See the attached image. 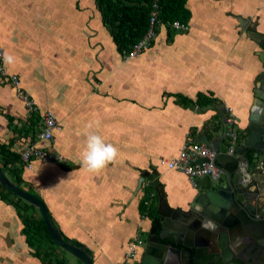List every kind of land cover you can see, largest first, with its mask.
Here are the masks:
<instances>
[{
    "label": "crops",
    "instance_id": "obj_1",
    "mask_svg": "<svg viewBox=\"0 0 264 264\" xmlns=\"http://www.w3.org/2000/svg\"><path fill=\"white\" fill-rule=\"evenodd\" d=\"M184 7L185 32L172 30L166 40L159 25L147 48L123 58L94 0H0L2 69L18 80L14 86L0 79V143L18 154L34 142L59 155V161L16 163L20 188L42 200L56 228L89 250L92 264H117L124 243L147 232L151 219L137 205L151 180L137 187L141 171L156 173L171 208L187 210L196 194L184 174L158 159L175 156L183 142H200L203 133L214 141L208 128L216 130L219 118L214 108L176 104L173 94L194 100L200 92L222 103L234 116L238 143L250 114L263 112L255 94L264 62L250 34H264V0H185ZM4 53L15 62L5 65ZM18 88L38 116L47 110L57 120L50 143L35 139L39 119L30 128ZM94 120L101 123L92 131L114 144L118 156L92 173L82 168L80 153L85 126ZM21 226L14 207L0 199V264H40ZM63 252L56 254L67 264H81Z\"/></svg>",
    "mask_w": 264,
    "mask_h": 264
},
{
    "label": "water",
    "instance_id": "obj_2",
    "mask_svg": "<svg viewBox=\"0 0 264 264\" xmlns=\"http://www.w3.org/2000/svg\"><path fill=\"white\" fill-rule=\"evenodd\" d=\"M250 37L264 62V34L252 31ZM261 83L255 96L264 105V71ZM211 108L217 110L220 125L208 128L214 141L205 133L199 141L212 152L210 162L217 173L194 179L196 194L187 210L167 205L154 171L140 172L137 187L150 179L157 207L138 264H264V107L260 118L256 111L250 114L232 153L226 151L224 105L210 103L197 111ZM0 185L37 209L60 249L81 264H92L90 254L61 237L42 200L15 186L1 169Z\"/></svg>",
    "mask_w": 264,
    "mask_h": 264
},
{
    "label": "trees",
    "instance_id": "obj_3",
    "mask_svg": "<svg viewBox=\"0 0 264 264\" xmlns=\"http://www.w3.org/2000/svg\"><path fill=\"white\" fill-rule=\"evenodd\" d=\"M185 0H159V19L166 29V40L170 39L169 23L172 20L181 22L187 21L189 17L188 10L184 7ZM96 9L100 13L101 22L107 27L109 35L118 53L121 55L130 50L131 46L141 38L147 27L149 0H94ZM151 44V43H150ZM149 44V45H150ZM174 102L182 107L190 104L204 106L214 103L215 98L203 93H196L195 99L181 95L173 94ZM8 122L11 116L5 115ZM28 121L30 128L32 124L38 121L39 116L35 110L28 112ZM18 166V154L10 151L6 144L0 143V169L9 175V180L20 188V177ZM21 189V188H20ZM143 195L138 202V212L142 217L152 219L154 214V195L151 183L142 186ZM30 193V192H29ZM32 194V193H31ZM8 195H13L9 198ZM0 199L10 203L21 221L20 232L24 236V241L30 248V254L36 257L40 264H67L64 258L58 256L56 251L63 253L48 236L44 222L37 209L26 201L12 194L0 185ZM146 202V203H145ZM59 231V230H58ZM64 240L83 248L88 254L89 250L81 243L69 239L59 231Z\"/></svg>",
    "mask_w": 264,
    "mask_h": 264
},
{
    "label": "built area",
    "instance_id": "obj_4",
    "mask_svg": "<svg viewBox=\"0 0 264 264\" xmlns=\"http://www.w3.org/2000/svg\"><path fill=\"white\" fill-rule=\"evenodd\" d=\"M162 25L159 19V0H149L148 20L147 27L143 35L137 40L130 48L129 51L122 54L123 58H130L140 53L147 48L156 36L157 28ZM169 27L176 32H185L188 29L186 22L172 20ZM0 79L10 82L12 85L17 86L18 80L15 75H5L2 69V59L0 55ZM25 104L26 109L29 111L35 110L31 100L20 88L16 91ZM40 128L35 134L37 141H45L50 143L53 138V131L58 129L59 125L55 117L49 112L44 111L39 115ZM226 131L225 137L227 139L226 151L232 153L235 146L238 144V130L236 129V122L234 116L227 109L225 118ZM212 152L200 142L186 141L181 144L175 156L166 159L160 157L158 164L163 165L167 169H171L184 174L189 183L194 186V179L203 175L215 176L217 173L210 158ZM60 160L58 154L54 153L50 148H43L29 143L18 152V161L26 165L32 160ZM146 203V202H145ZM144 243L141 235L136 234L131 239H128L123 246L122 259L117 264H132L138 252H140L141 245ZM142 251V250H141Z\"/></svg>",
    "mask_w": 264,
    "mask_h": 264
},
{
    "label": "clouds",
    "instance_id": "obj_5",
    "mask_svg": "<svg viewBox=\"0 0 264 264\" xmlns=\"http://www.w3.org/2000/svg\"><path fill=\"white\" fill-rule=\"evenodd\" d=\"M3 61L5 65L13 64L14 57L11 54L4 53ZM100 121L94 120L85 126V140L80 153V164L88 172H99L108 164L113 163L118 156L117 147L105 141L104 137L92 129L100 127Z\"/></svg>",
    "mask_w": 264,
    "mask_h": 264
},
{
    "label": "rangeland",
    "instance_id": "obj_6",
    "mask_svg": "<svg viewBox=\"0 0 264 264\" xmlns=\"http://www.w3.org/2000/svg\"><path fill=\"white\" fill-rule=\"evenodd\" d=\"M145 237H146V233H143L142 235H141V238L145 241ZM143 247H144V243L141 245V248L143 249ZM62 251H64L63 249H62ZM64 253V252H63ZM65 256H67V254H65ZM134 264H138V261H135V263Z\"/></svg>",
    "mask_w": 264,
    "mask_h": 264
},
{
    "label": "flooded vegetation",
    "instance_id": "obj_7",
    "mask_svg": "<svg viewBox=\"0 0 264 264\" xmlns=\"http://www.w3.org/2000/svg\"><path fill=\"white\" fill-rule=\"evenodd\" d=\"M144 241V240H143Z\"/></svg>",
    "mask_w": 264,
    "mask_h": 264
}]
</instances>
